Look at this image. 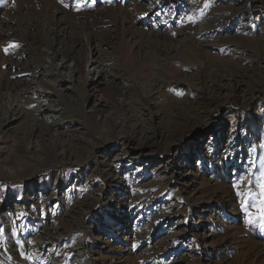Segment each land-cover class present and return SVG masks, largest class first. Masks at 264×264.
<instances>
[{
	"label": "rangeland",
	"instance_id": "374dc122",
	"mask_svg": "<svg viewBox=\"0 0 264 264\" xmlns=\"http://www.w3.org/2000/svg\"><path fill=\"white\" fill-rule=\"evenodd\" d=\"M55 20L80 82L18 96ZM12 104L0 264H264V0H0V118Z\"/></svg>",
	"mask_w": 264,
	"mask_h": 264
},
{
	"label": "bare ground",
	"instance_id": "6f19581e",
	"mask_svg": "<svg viewBox=\"0 0 264 264\" xmlns=\"http://www.w3.org/2000/svg\"><path fill=\"white\" fill-rule=\"evenodd\" d=\"M54 23L55 24L52 25V29H50L49 37L47 38V40H48L47 44L50 45V47H46V48H44L43 51H39L41 56H40V59H38V61H37V58H36V60L34 59L35 61H31L32 67H31L30 72H32L35 76L33 77L32 82L29 83L30 87H28L27 89H24V90H18L16 92L18 96L23 97L26 95L30 96V95H34V94H39L43 97H46L45 91L44 90L41 91L39 89H36V87L40 84H44L47 82L45 80H42L43 78H46V77L54 78L55 74H57V73L58 74L61 73L60 78H62L63 81H67L72 85L78 84L80 82L79 79L74 77V74L76 73V68L71 67L72 62H71L70 55H66L60 47H54V44H56V39L64 31V26H63L64 23L63 22L55 20ZM8 37H10V39H11V36L8 35ZM90 58L91 59L87 60V62H86L87 67H89L88 68L89 71L93 72L95 74V76H97V78H96V81L94 83H92V81L91 82L87 81V82L91 83L90 85H92L94 87L95 86L94 84L97 85L99 82H101L102 80H104L106 78L108 71L105 67L100 66V64H99L100 62L98 60H95L92 57H90ZM58 59L60 60V65L54 66V62L55 61L58 62L59 61ZM59 112H60V109H58V107L46 106L42 110L36 111L38 119L35 120L34 123L37 126L38 123L41 121L46 122L47 120L54 119L55 116L59 115ZM40 114H42V115L45 114V115L42 116ZM23 116L24 115H22L20 104H12L10 106V114L5 115L2 118H0V140L2 138L1 137V134H2L1 127L4 125H7V126L11 125L15 120L17 121L18 119H22ZM32 149H33V147H32ZM34 150L36 151L37 148H35ZM44 240H47V242H45ZM50 240H53V238L44 237L41 240V242H39L37 244V246H38L37 248L42 249V247H43L42 244H47V243H49ZM81 249L82 248H78V250H77V251H79V253L77 254V257L79 260L84 259V254L82 253ZM11 263H15V262L13 261ZM26 264H43V263H38V262H33L31 260H26ZM45 264H59V262L48 261Z\"/></svg>",
	"mask_w": 264,
	"mask_h": 264
},
{
	"label": "snow or ice",
	"instance_id": "6c2138e0",
	"mask_svg": "<svg viewBox=\"0 0 264 264\" xmlns=\"http://www.w3.org/2000/svg\"><path fill=\"white\" fill-rule=\"evenodd\" d=\"M77 8L78 9L80 8V4H77ZM7 51L8 49H5L6 54ZM259 188H260L259 197H258L259 202L255 205V207H256L257 216L260 219L262 226H264V180L261 181ZM237 195L241 197V206L243 209L246 210L248 206V200L251 197V193H247V192L241 193L238 191ZM248 223H252L251 216L249 217Z\"/></svg>",
	"mask_w": 264,
	"mask_h": 264
}]
</instances>
